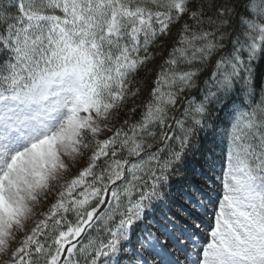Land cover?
<instances>
[{
	"label": "snow or ice",
	"instance_id": "6c2138e0",
	"mask_svg": "<svg viewBox=\"0 0 264 264\" xmlns=\"http://www.w3.org/2000/svg\"><path fill=\"white\" fill-rule=\"evenodd\" d=\"M0 264H264V0H0Z\"/></svg>",
	"mask_w": 264,
	"mask_h": 264
},
{
	"label": "trees",
	"instance_id": "16d2710c",
	"mask_svg": "<svg viewBox=\"0 0 264 264\" xmlns=\"http://www.w3.org/2000/svg\"><path fill=\"white\" fill-rule=\"evenodd\" d=\"M208 145L207 144H205V146L204 147H207Z\"/></svg>",
	"mask_w": 264,
	"mask_h": 264
}]
</instances>
